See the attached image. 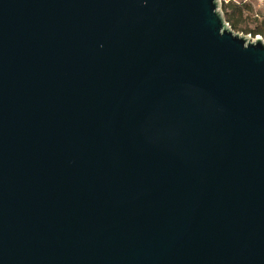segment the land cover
I'll list each match as a JSON object with an SVG mask.
<instances>
[{"label": "water", "instance_id": "water-1", "mask_svg": "<svg viewBox=\"0 0 264 264\" xmlns=\"http://www.w3.org/2000/svg\"><path fill=\"white\" fill-rule=\"evenodd\" d=\"M0 264H264V38L222 0H0Z\"/></svg>", "mask_w": 264, "mask_h": 264}, {"label": "trees", "instance_id": "trees-1", "mask_svg": "<svg viewBox=\"0 0 264 264\" xmlns=\"http://www.w3.org/2000/svg\"><path fill=\"white\" fill-rule=\"evenodd\" d=\"M226 20L234 30L264 37V12L254 0H235L223 4Z\"/></svg>", "mask_w": 264, "mask_h": 264}, {"label": "rangeland", "instance_id": "rangeland-1", "mask_svg": "<svg viewBox=\"0 0 264 264\" xmlns=\"http://www.w3.org/2000/svg\"><path fill=\"white\" fill-rule=\"evenodd\" d=\"M256 6H257V8H260L263 12H264V4L263 5H259L258 3H256ZM237 32H240V33H243V34H246V35H251L252 36V34H249V33H245V32H243L241 29H239V30H236ZM257 35H259V34H257ZM256 35V36H257ZM260 36H262V35H260ZM263 37V36H262ZM264 38V37H263Z\"/></svg>", "mask_w": 264, "mask_h": 264}, {"label": "built area", "instance_id": "built-area-1", "mask_svg": "<svg viewBox=\"0 0 264 264\" xmlns=\"http://www.w3.org/2000/svg\"><path fill=\"white\" fill-rule=\"evenodd\" d=\"M231 1H235V0H222V3H228ZM256 3H258L259 5H263L264 4V0H254Z\"/></svg>", "mask_w": 264, "mask_h": 264}]
</instances>
